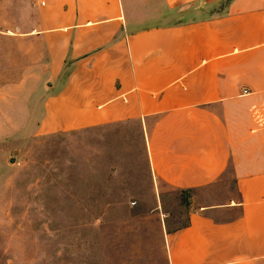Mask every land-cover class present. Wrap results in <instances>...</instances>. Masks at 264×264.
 Segmentation results:
<instances>
[{"label":"crops","instance_id":"1","mask_svg":"<svg viewBox=\"0 0 264 264\" xmlns=\"http://www.w3.org/2000/svg\"><path fill=\"white\" fill-rule=\"evenodd\" d=\"M18 32L0 141L136 125L154 192L236 189L163 220L164 264H264V0H49Z\"/></svg>","mask_w":264,"mask_h":264},{"label":"rangeland","instance_id":"2","mask_svg":"<svg viewBox=\"0 0 264 264\" xmlns=\"http://www.w3.org/2000/svg\"><path fill=\"white\" fill-rule=\"evenodd\" d=\"M47 6L0 0V88L20 80L8 75L19 46L5 37L19 33L20 21H33ZM21 9L27 10L23 16ZM148 182L136 125L3 139L0 264H164L163 220L175 228L188 223L192 209L236 197L230 182L160 192ZM222 211L228 217L239 210Z\"/></svg>","mask_w":264,"mask_h":264},{"label":"built area","instance_id":"3","mask_svg":"<svg viewBox=\"0 0 264 264\" xmlns=\"http://www.w3.org/2000/svg\"><path fill=\"white\" fill-rule=\"evenodd\" d=\"M48 3H49V0H35V4L39 7L46 6L48 5ZM248 93H249L248 89L243 90V94H248Z\"/></svg>","mask_w":264,"mask_h":264},{"label":"trees","instance_id":"4","mask_svg":"<svg viewBox=\"0 0 264 264\" xmlns=\"http://www.w3.org/2000/svg\"><path fill=\"white\" fill-rule=\"evenodd\" d=\"M115 202H121L120 200H118V201H115Z\"/></svg>","mask_w":264,"mask_h":264},{"label":"water","instance_id":"5","mask_svg":"<svg viewBox=\"0 0 264 264\" xmlns=\"http://www.w3.org/2000/svg\"><path fill=\"white\" fill-rule=\"evenodd\" d=\"M12 161H14V160L12 159Z\"/></svg>","mask_w":264,"mask_h":264}]
</instances>
